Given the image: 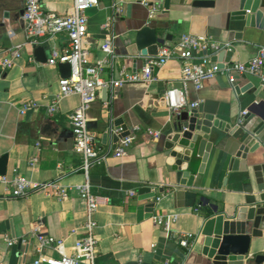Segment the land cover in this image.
<instances>
[{
    "label": "crops",
    "instance_id": "crops-1",
    "mask_svg": "<svg viewBox=\"0 0 264 264\" xmlns=\"http://www.w3.org/2000/svg\"><path fill=\"white\" fill-rule=\"evenodd\" d=\"M116 1L100 0L98 9L87 12L89 36L86 46L92 61L104 57L99 51L104 40L102 26ZM133 1L123 5V11L116 19V58L113 68L105 70V80L111 75L117 78L122 67L129 72L143 68L147 58L131 56L128 49L135 33L147 26L158 31L164 44H176L185 34L229 43L233 52L231 62L247 63L255 57L258 48L264 46V31L259 28L247 29L241 23L232 31L226 30V14L234 0H168V9L165 8L166 0H161L162 11L152 19L149 18L150 9L137 3L142 0ZM197 1H211L213 5L197 7ZM72 4L73 0L42 1L45 11L60 16L66 14ZM22 15L23 0H0V24L4 25L0 27V53L25 44L22 58L12 69L0 75V158L7 156L5 176L12 178L19 174L35 182L81 185L85 176L80 169L81 157L73 150L69 119L79 106L80 98L77 95L64 98L54 117H49L46 112V105L59 92L62 78L59 66L51 67L47 61L52 51L60 54L69 51L68 38L60 34L52 40H41L34 47L26 40ZM9 31L14 32L13 37L8 36ZM236 34H240V39ZM38 48L43 49L45 62H39L40 57L35 53ZM181 71L179 61L168 62L155 71L154 82L126 85L110 108L104 107L108 94L105 98L103 90L87 114L88 129L105 151H108L110 139L104 144L103 136L117 120H122L128 129H141L138 142L126 156L116 158L110 153L105 163L89 171L91 191L102 200L96 213V264H165L166 261L194 264L202 259L200 236L206 217L201 199L206 198L209 204L219 206L230 218L248 198L258 194L255 187L252 193L244 174H229L225 169L217 177L216 160L206 167L203 175L196 177L192 188L175 184L163 148V135L172 127L175 114L150 96L159 95L161 98L168 90L178 88ZM233 76V84L227 76L220 75L207 81L198 92L191 88L188 96L189 104L201 102L197 109L203 116L212 115L229 126L231 134L230 131L223 133L224 137H232L243 112L249 116L243 117V125L249 121L261 122L258 116L250 113L252 110L264 117V84L255 76ZM31 100L38 102L40 107L21 114L22 104ZM147 130L160 132L159 140L154 141L145 135ZM33 157L38 161L31 167L29 162ZM144 187L156 192L159 199L148 219L146 207L149 201L139 200L138 194ZM129 192H134L135 196H129ZM154 216L170 218V232L156 226ZM85 220V202L75 193L62 201L42 192L16 199L0 185V264H32L38 256L34 236L39 232L64 241V246L57 251L45 250L46 255L58 259L63 254H71L76 241L85 234L82 229ZM262 234L264 236V232ZM184 235L195 238L191 250L179 244ZM6 238L16 243L9 247ZM255 254H264L263 239H253L250 256Z\"/></svg>",
    "mask_w": 264,
    "mask_h": 264
},
{
    "label": "built area",
    "instance_id": "built-area-1",
    "mask_svg": "<svg viewBox=\"0 0 264 264\" xmlns=\"http://www.w3.org/2000/svg\"><path fill=\"white\" fill-rule=\"evenodd\" d=\"M42 1L23 0L24 33L27 42L34 47H37L41 40H52L60 34H65L68 38L69 51L63 54L52 51L47 61L51 67L69 64L70 76L60 79L59 92L46 105V112L49 117H54L59 113L60 103L64 98L73 95L80 98L79 106L73 111L69 119L73 134V150L81 157L80 169L84 173L85 182L78 186H64L58 181L35 182L18 174L12 178L0 176V185L4 186L7 194L16 199L28 198L34 193L42 192L62 201L67 200L72 193H75L85 202L86 206V220L82 226L85 232L84 236L76 241L71 254H63L56 259L46 255L45 250L57 251L64 246V241L55 240L40 232L35 234V249L38 256L32 264H96L98 255L96 213L102 200L91 191L89 171L93 167L105 163L110 153L116 158L126 156L133 144L138 142L141 133L140 128L134 127L127 129L128 136L122 137L125 131L121 127L112 126L107 131L110 136V145L107 148L108 151H105L104 146L90 133L87 118V114L93 103L99 98L100 92L103 90L108 92V101L104 103V107L110 108L126 85L152 83L155 81L157 69L170 61L177 60L182 65L179 87L168 90L160 99L176 115L189 105L193 109H197L201 103L199 100L191 104L188 102L190 89L198 92L207 81L217 76H227L230 83L233 84L235 82L233 74L251 75L259 78L264 84V46H260L255 57L247 63H223V68H219L217 63L211 62V57L218 56L221 52H230L231 45L216 42L207 36L185 34L176 44L161 45L157 55L148 57L140 71L129 72L122 67L117 78L111 75L108 80H105L103 78L105 70L113 68V62L116 58L115 41L117 36L114 32L116 19L122 13L123 5L132 2V0H117L113 4L109 18L102 26L104 40L99 51L104 57L95 61L91 60V52L86 46V40L89 36L87 12L98 9L101 5L100 0H73L70 10L61 16L45 11ZM137 3L150 9V19L162 11L161 0H142ZM8 36L13 37L14 32L9 31ZM24 47L25 44H19L5 53H0V74L7 72L16 65L18 60L22 58ZM203 53L206 55L202 56ZM158 102L160 103V101ZM39 107L38 102L31 100L22 104L20 112L24 115L36 111ZM246 114L247 112L242 113L239 125L243 124V117ZM144 134L154 141L160 138V132L147 130ZM113 138H117V142L114 143ZM37 161V158L33 157L29 165L34 167ZM129 196L134 197L135 193L129 192ZM152 219L156 226L163 228L167 233L170 232V218L166 220L162 216H154ZM5 240L9 247L16 243L8 238ZM194 241L193 236L184 235L180 237L179 244L183 248L191 250ZM165 264L170 263L166 261Z\"/></svg>",
    "mask_w": 264,
    "mask_h": 264
},
{
    "label": "water",
    "instance_id": "water-1",
    "mask_svg": "<svg viewBox=\"0 0 264 264\" xmlns=\"http://www.w3.org/2000/svg\"><path fill=\"white\" fill-rule=\"evenodd\" d=\"M263 2L264 0H234L226 14V30L232 31L231 29L243 23L247 29L259 28L264 31ZM168 3L166 0V9L169 8ZM212 5L211 1L195 2L197 7ZM0 27L3 28L4 25L0 24ZM236 38L240 39V34H236ZM130 43L129 55L148 58L156 56L159 47L165 42L156 29L147 26L138 30ZM35 53L40 57L39 62L46 61L42 48L36 49ZM232 56V51L221 52L218 56H213L211 62L223 68V63L231 62ZM59 70L62 78H69V64H60ZM103 93L106 98L108 92L104 90ZM150 98L165 106L159 95H152ZM250 113L258 116L261 122L249 121L246 125H238L232 131V137H224L222 134L229 133V126L215 120L212 115L203 116L201 111L189 105L175 115L172 127L163 135L168 171L174 174L177 186L192 188L196 177L203 175L206 167L216 160L217 177L225 169L229 174H244L252 193L254 187L258 193L240 205L230 218L219 206L209 204L206 198L201 199L206 217L200 236L202 259L194 264H264V254L250 256L253 239L264 241V117L255 110ZM112 126L121 127L125 131L122 137L128 136V128L122 120H117ZM109 139L110 136L106 133L103 143L106 144ZM117 140L113 138L114 143ZM6 169L7 156L4 155L0 158V176H5ZM138 194L139 200L149 201L146 217L151 218L157 205V193L144 187Z\"/></svg>",
    "mask_w": 264,
    "mask_h": 264
}]
</instances>
